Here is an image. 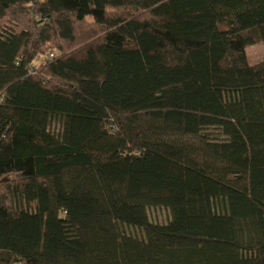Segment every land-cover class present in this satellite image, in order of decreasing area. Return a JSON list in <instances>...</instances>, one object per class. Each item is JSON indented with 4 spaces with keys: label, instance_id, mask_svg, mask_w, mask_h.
I'll return each instance as SVG.
<instances>
[{
    "label": "trees",
    "instance_id": "trees-1",
    "mask_svg": "<svg viewBox=\"0 0 264 264\" xmlns=\"http://www.w3.org/2000/svg\"><path fill=\"white\" fill-rule=\"evenodd\" d=\"M258 43L264 0H0V264H264Z\"/></svg>",
    "mask_w": 264,
    "mask_h": 264
},
{
    "label": "rangeland",
    "instance_id": "rangeland-1",
    "mask_svg": "<svg viewBox=\"0 0 264 264\" xmlns=\"http://www.w3.org/2000/svg\"><path fill=\"white\" fill-rule=\"evenodd\" d=\"M33 21L40 23L41 19L39 16L33 17ZM247 60L251 65H258L264 61V47L262 44L258 43L252 46H249L245 50ZM42 59L41 57H39ZM40 60L34 62L35 66L38 65ZM51 129L54 132L60 131V126L57 124H53ZM148 217L152 223L156 224H165L170 219V213L166 208L157 207V208H150L147 210ZM132 231L137 233L135 229H132Z\"/></svg>",
    "mask_w": 264,
    "mask_h": 264
}]
</instances>
